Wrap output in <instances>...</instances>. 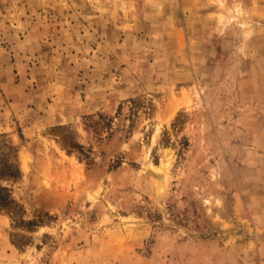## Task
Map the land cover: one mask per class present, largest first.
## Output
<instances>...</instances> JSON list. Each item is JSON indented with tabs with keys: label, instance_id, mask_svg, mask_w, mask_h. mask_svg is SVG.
Returning <instances> with one entry per match:
<instances>
[{
	"label": "rangeland",
	"instance_id": "obj_1",
	"mask_svg": "<svg viewBox=\"0 0 264 264\" xmlns=\"http://www.w3.org/2000/svg\"><path fill=\"white\" fill-rule=\"evenodd\" d=\"M0 264H264V0H0Z\"/></svg>",
	"mask_w": 264,
	"mask_h": 264
},
{
	"label": "trees",
	"instance_id": "obj_2",
	"mask_svg": "<svg viewBox=\"0 0 264 264\" xmlns=\"http://www.w3.org/2000/svg\"><path fill=\"white\" fill-rule=\"evenodd\" d=\"M19 174V169L14 162L3 161L0 165V176L1 177H14ZM15 200L11 197L8 187L0 184V209H10Z\"/></svg>",
	"mask_w": 264,
	"mask_h": 264
}]
</instances>
